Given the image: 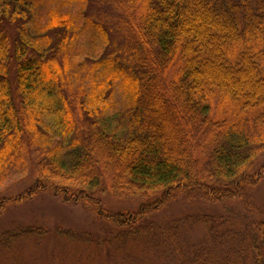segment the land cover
<instances>
[{
  "label": "trees",
  "instance_id": "obj_1",
  "mask_svg": "<svg viewBox=\"0 0 264 264\" xmlns=\"http://www.w3.org/2000/svg\"><path fill=\"white\" fill-rule=\"evenodd\" d=\"M100 1L115 9L102 23L0 0V185L32 175L0 214L42 193L85 205L106 232L77 239L103 264H264L251 196L264 178V0ZM112 31L122 40L106 51ZM103 194L138 202L111 210ZM182 197L225 210L153 218ZM46 232H0V251Z\"/></svg>",
  "mask_w": 264,
  "mask_h": 264
},
{
  "label": "rangeland",
  "instance_id": "obj_2",
  "mask_svg": "<svg viewBox=\"0 0 264 264\" xmlns=\"http://www.w3.org/2000/svg\"><path fill=\"white\" fill-rule=\"evenodd\" d=\"M43 1L44 8L42 13L52 8L60 12H67L73 16L81 10L83 15L89 16L95 22H101L97 17L99 14L104 18L105 14L109 18L115 14L112 4H110L111 9L109 5L104 4L100 0ZM102 26L104 27L103 24ZM87 33L88 31L86 30ZM114 37H116V41L113 40ZM121 40L120 33L112 31L111 35H109L106 51L111 50L112 44L116 46ZM76 43V45L84 43L83 36L79 37ZM116 98H119V91L116 92ZM31 181V174L23 175L15 169L14 172L12 171L8 174L3 184L0 185V197H8L22 191L31 185ZM251 196L257 203L264 204V178L251 191ZM101 198L111 210L130 207L138 202L136 199L123 200L109 194H103ZM237 204V208H239L240 203L237 202ZM224 210L225 206L222 204H207L195 199L182 197L156 212L153 218L168 219L183 215L186 212ZM26 225H45L47 232L37 242L32 239L21 238L16 245H12L10 249L12 252H4L6 254H2L0 251V264H103L106 260L102 252L97 255L98 257L96 254L89 256L90 247L88 244L77 239L83 237V234L86 233H89L92 238H99L106 232L105 224L99 221L90 208L85 205L66 204L61 202L56 196L42 193L25 202L10 203L0 214V232ZM59 229H69L76 233L77 237L75 239L64 238L59 235Z\"/></svg>",
  "mask_w": 264,
  "mask_h": 264
}]
</instances>
